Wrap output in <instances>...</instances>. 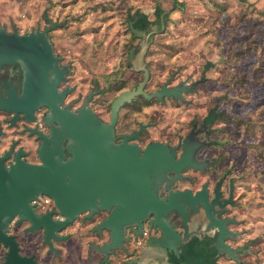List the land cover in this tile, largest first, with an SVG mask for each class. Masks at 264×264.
Returning a JSON list of instances; mask_svg holds the SVG:
<instances>
[{
	"label": "rangeland",
	"instance_id": "374dc122",
	"mask_svg": "<svg viewBox=\"0 0 264 264\" xmlns=\"http://www.w3.org/2000/svg\"><path fill=\"white\" fill-rule=\"evenodd\" d=\"M157 5L169 11L164 28L152 24L149 34H130L134 13L153 20ZM43 31L52 51L71 62L69 78L79 96L94 86L92 108L117 94L140 95V109H120L121 127H133L131 119L146 122L151 136L170 142L197 134L202 143L193 159L206 161L205 175L232 185L233 236L225 242L235 259L221 257L219 264H264V0H0V37ZM165 82L193 90L163 102L146 97ZM212 107L221 114L204 124ZM90 227H69L56 257L44 246L40 261L122 264L128 254L100 250L109 238H98ZM215 233L207 230L211 241ZM146 235H139L146 238L140 247L137 236L130 241L139 255L134 263L168 264L165 256L146 258L147 242L156 236ZM38 239L30 240L27 253L38 248ZM158 247L153 253L164 254Z\"/></svg>",
	"mask_w": 264,
	"mask_h": 264
},
{
	"label": "water",
	"instance_id": "95a60500",
	"mask_svg": "<svg viewBox=\"0 0 264 264\" xmlns=\"http://www.w3.org/2000/svg\"><path fill=\"white\" fill-rule=\"evenodd\" d=\"M128 26L133 36L144 33L134 28L132 21L128 22ZM44 32L0 37V46L4 47L0 49V60L33 61L40 67L42 77L40 93L30 90L31 97H28L26 88L15 103H10L11 94L6 99V104H0V109L14 111L15 115L20 111L29 118L34 107L43 103L49 109L50 118L58 121L61 126L52 127L49 137L39 135V163L27 162L16 153L5 165L4 160L9 156H0V241L9 246V264H38L31 257H20L14 241L2 229L15 215L29 220L31 231L41 226L45 242L49 243L51 237L58 238L55 232L72 222L78 214L88 211V215H91L106 210L107 216L95 229L100 231L104 228L109 231V242L100 248L107 254L109 249L121 246V241L125 239L124 226L134 225L137 228L136 234L140 235L142 222L149 214L150 224L156 226L164 240L170 243L166 250H175L176 245L186 239L190 232L185 230L180 236L169 223L168 216L171 212H176L186 226L189 214L195 213L198 206L202 207L207 220L205 229H217L214 243L235 259L234 250L225 242L227 235L233 234L224 225V219H216L213 215V204L218 201L207 202L204 188L196 191L194 196L188 189H170L169 185L180 176L182 168L194 166L193 152L185 144L182 145L183 153L178 160L174 159V152L169 153L160 142L146 145L140 154L138 146L127 142V139L137 135L136 132L124 137L120 144H113L112 128L116 120V107L122 100L130 97L118 95L115 98L108 123L100 122L86 107L78 109L74 114L57 105V79L50 84L48 78V70L52 66V49ZM131 54L132 50L129 51V56ZM166 84L167 82L146 97H155L157 100L164 96L177 97L181 90L186 89L183 83L172 88L166 87ZM25 99L29 100L27 106L24 104ZM65 139L67 142L63 146ZM63 148L70 153L69 157L65 158ZM167 171H173L174 177L168 179L165 175ZM163 181H166L165 189L168 191L166 200L157 194ZM37 195L50 197L63 219L52 220L50 211L36 216L31 201ZM198 196L202 200L195 203ZM180 197H184L185 202H178ZM136 261L137 259H132L127 264Z\"/></svg>",
	"mask_w": 264,
	"mask_h": 264
},
{
	"label": "flooded vegetation",
	"instance_id": "af4514ba",
	"mask_svg": "<svg viewBox=\"0 0 264 264\" xmlns=\"http://www.w3.org/2000/svg\"><path fill=\"white\" fill-rule=\"evenodd\" d=\"M0 49H4V47L0 46ZM52 55V66L48 70V78L50 84H52L53 81L57 79V82L55 84V100L57 105L61 109L74 114H76V111L78 109L86 107L94 113L95 117L100 120V122L108 123L112 103L119 94H117L115 98L110 101V103L102 105L101 108H92L90 100L93 94L96 92L94 86H91L88 92H86L82 96H79L78 92H80V89L76 84H72V80H70L69 78L71 74V62L64 61L63 57L58 53H55L54 51H52ZM39 56L42 58V55ZM1 57L2 53H0V58ZM63 68L64 70L61 71V69ZM41 78L40 67L33 61L17 59L13 61L0 60V104H6L8 102V100L6 99L11 94L12 99L10 103H15L16 98L22 96L23 90L26 88V91H28V97H31L29 92L30 90H33L34 92H41ZM162 85H160L157 90H159ZM174 86L176 85L166 84V87L168 88H172ZM132 88H135V85L130 86L128 89ZM187 89L188 88L186 87L185 90H181V94L175 98H182L183 93L187 92ZM73 94L75 95L73 96ZM139 96L140 95H137L135 96V98L122 100L117 105L115 110L116 120L112 128L113 144H120L124 137L131 136L136 132L137 135L133 138L127 139V142L138 146L140 149V154L142 153V150L146 145L153 142H160L168 149L169 153L173 151L174 159L178 160L180 158V155L183 153V148L178 138L175 140V142H170L165 139L153 137L148 132V123L136 121L134 119H131L134 124L133 127H121L119 123V119L122 118H120L119 115L121 111L120 109H124L125 107H136L137 109H140V101L136 99ZM164 98L166 97H162L159 102H163ZM156 101L158 100L156 99ZM28 102L29 100L25 99L24 104L27 106ZM123 112L125 114V111ZM134 112L135 111H133V114H135ZM139 112L140 110L138 111V113ZM49 113L50 112L48 107L43 103H38L34 107L29 118L26 117L25 113L20 111L15 115L14 111L0 109V156L4 154H7L9 156L4 160L5 165L8 164L9 160L16 153H19L20 157L27 162H40L38 157V149L40 147L41 138L39 135L43 134L49 137L52 127L61 128L58 121L50 118ZM66 142L67 140L65 139L62 145L65 146ZM63 153L65 155V158L70 156V153H68L65 148H63ZM203 172L204 170H194L188 167L182 168L180 170V176L177 177L176 180L169 185L170 189L171 191L188 189L190 190L191 195L194 196L196 191L204 188L206 190L207 202L210 203L212 200L218 201V203L213 204L214 217L216 219H224L223 223L228 228V225L233 220L229 213L230 209L233 206L232 185L230 182H227V187H225L226 183L221 177L205 175V173ZM165 175L169 179L173 178L175 173L173 171H167ZM165 186L166 181H163L157 190V194L159 197H164V199L166 200L168 197V191L165 189ZM201 200L202 197L198 196V199L195 203H199L201 202ZM178 202H185L184 197H180L178 199ZM31 204L33 212L36 216L50 211L52 220L56 221L63 219L57 212L52 199L51 202L47 204V208L45 210L40 209L37 204L33 203L32 201ZM198 208V212H195L194 214L195 220L198 219L199 221L198 229L200 230V232L203 231V235L209 238L207 231L203 229L204 224L207 223L206 219L201 216V213H203V209L201 206H199ZM107 214L108 211L106 210L97 211L92 213L91 215H88V211L80 213L72 222L61 228L59 231H56L55 233L58 238L51 237L49 243L45 242L44 232L41 226L31 231V222L29 220L20 219L19 215H15L9 222L5 224L2 229L5 235L9 236L11 240L14 241L17 248V254L20 257H31L34 262L43 264L40 261L39 256V252L41 250L40 248L46 246L47 251H49V253H51L53 257H56V255L58 254V247L56 246V244L67 241L69 239L71 234L69 227H72L73 225L77 224L83 226L86 223L91 224L90 228L94 230L93 232L98 236V238L102 237V235H106L109 238L108 230L103 228L98 231L95 229L98 223H100V221H102L107 216ZM150 217L151 215L149 214L148 219ZM168 219L169 223L173 225V228L176 230V232L182 233L186 230L187 225H183L181 217L177 215L176 212H171L168 216ZM148 221L149 220L143 221L142 227L144 224H147V232L150 231L151 234L158 232V228L153 224H150V222ZM132 226L134 225L123 227V237L125 239L121 241V246L116 247L114 250H109L110 252L119 250L121 253H133V249L129 247V244L131 243L130 241L134 239L133 236H137L135 239V244L140 247L141 243H138L137 241V238L140 237L136 234L137 228L135 226ZM215 230L216 237L218 233L216 228ZM34 237H39L37 241L38 248H36L31 253H27L29 242ZM213 241L214 239L211 242ZM8 252L9 246L4 245L3 242L0 241V264H9V262L7 261ZM137 257L138 254L136 257H132L130 260L137 259ZM123 262L124 261H122V263ZM132 264L135 263L133 262Z\"/></svg>",
	"mask_w": 264,
	"mask_h": 264
},
{
	"label": "trees",
	"instance_id": "16d2710c",
	"mask_svg": "<svg viewBox=\"0 0 264 264\" xmlns=\"http://www.w3.org/2000/svg\"><path fill=\"white\" fill-rule=\"evenodd\" d=\"M155 18L153 20L148 19L147 15L142 12H136L131 17L133 22V27L142 30L145 34L151 32L152 24H155L157 28H164L165 22L168 20L169 11L162 9L159 5L156 6L154 11ZM128 32H132L127 28ZM192 89V88H191ZM190 88L189 91H192ZM168 98V97H166ZM175 98V97H171ZM156 99V98H155ZM221 112H216L215 108L208 109L206 115L202 118L204 124L212 123L216 118L220 116ZM197 134H188L183 137L180 142L181 145L185 144L191 152H194L198 147L201 146V141L196 138ZM194 166H188V168L196 170H204L207 163L204 160H194ZM206 219V218H205ZM207 221V220H206ZM203 232V231H202ZM202 232L198 234L192 233L186 239L180 241L175 250L167 249L166 258L170 264H218V260L221 257L227 259H232L230 255L220 249L214 242L203 235ZM229 236V235H227ZM127 259L122 264H127V261L132 257H136L137 254L127 253Z\"/></svg>",
	"mask_w": 264,
	"mask_h": 264
},
{
	"label": "crops",
	"instance_id": "0c3cea01",
	"mask_svg": "<svg viewBox=\"0 0 264 264\" xmlns=\"http://www.w3.org/2000/svg\"><path fill=\"white\" fill-rule=\"evenodd\" d=\"M196 212H198V210L196 211ZM194 214L195 213H190L189 214V216H188V219H187V227H186V231L187 232H190V234H192V233H196V234H198L199 232H200V230L198 229V224H199V221H198V219L197 220H195V217H194ZM205 218V217H204ZM146 220H150V218L148 219H146ZM145 220V221H146ZM149 222V221H148ZM76 224V223H75ZM206 224V223H205ZM205 224H204V226H203V229L205 230V231H207L206 229H205ZM147 224H144L143 226H146ZM172 225V224H171ZM173 226V225H172ZM174 229V228H173ZM175 230V229H174ZM176 231V230H175ZM180 236H182V234L184 233V231L182 232V233H180V232H177ZM147 234V233H146ZM155 235L156 236H154V237H151L150 239H149V241L147 242V245H146V247H145V249H144V251H146V258L147 259H150V260H157L158 258H163L164 256H165V259H166V261H167V258H166V240H164L165 238L161 235V233H160V230L158 229V232H156L155 233ZM145 236H147V235H145ZM146 238L145 237H139V242L141 243V245L140 246H142L143 244H144V240H145ZM158 246H160V247H162V249L164 250V254H159V253H156V251L153 253V249L154 248H158V250L160 249ZM156 249H154V250H156ZM152 250V251H151ZM138 257H139V255H138ZM138 257H137V260H138ZM146 259V260H147ZM167 263L168 264H170L168 261H167ZM218 264H219V260H218Z\"/></svg>",
	"mask_w": 264,
	"mask_h": 264
},
{
	"label": "built area",
	"instance_id": "2783aa9c",
	"mask_svg": "<svg viewBox=\"0 0 264 264\" xmlns=\"http://www.w3.org/2000/svg\"><path fill=\"white\" fill-rule=\"evenodd\" d=\"M33 203L37 204V206L42 209L45 210L47 208V204L49 202H51L50 197L46 196V195H37L35 199L32 200ZM147 225L142 227V231H141V235H146L147 233ZM137 241L139 243V238H137Z\"/></svg>",
	"mask_w": 264,
	"mask_h": 264
}]
</instances>
